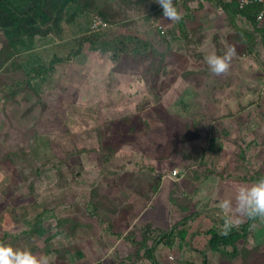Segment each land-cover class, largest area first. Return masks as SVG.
<instances>
[{
    "label": "rangeland",
    "instance_id": "1",
    "mask_svg": "<svg viewBox=\"0 0 264 264\" xmlns=\"http://www.w3.org/2000/svg\"><path fill=\"white\" fill-rule=\"evenodd\" d=\"M173 3L187 14L188 2ZM87 8L72 7L77 16L60 31L22 47L21 66L10 56L0 69V243L47 255L50 264H152L144 251L130 260L145 241L158 264H264V220L255 219L238 257L207 249L208 231L223 224L211 209L226 191L264 175V34L218 7L214 21L201 22L212 31L189 34L205 40L198 51L155 0H94ZM95 13L108 23L97 34ZM248 28L257 31L252 39ZM95 35L150 46L134 52L125 38L128 49L116 48L115 58L92 47ZM236 41L248 50L238 47L229 71L212 74L201 57ZM176 169L185 177L170 196L173 221L192 216L186 242L169 247L156 240L172 218L156 230L139 209Z\"/></svg>",
    "mask_w": 264,
    "mask_h": 264
},
{
    "label": "trees",
    "instance_id": "2",
    "mask_svg": "<svg viewBox=\"0 0 264 264\" xmlns=\"http://www.w3.org/2000/svg\"><path fill=\"white\" fill-rule=\"evenodd\" d=\"M91 1L94 0H0V69L3 68L10 56L16 57L18 64L21 66L19 53L22 47L24 48L26 45L30 47L34 42L35 36L38 34L44 35L45 33L48 34L49 32L60 31L61 21L63 19L70 20L77 16L74 15L76 12L73 11L72 7L75 6V8H77V6H80L81 10H86ZM184 2L190 3L191 1L186 0ZM202 4L203 3L199 1V5L201 6ZM216 5L223 8L224 11L228 13L227 18H229L230 21L231 19L235 20V17H242L246 22L248 21L251 24L249 26L255 27L258 32L264 34V19H259V14L264 11V3L256 2L246 7H241L240 0H217ZM103 18L105 19V17ZM255 28L254 30L249 28L244 29L248 32L245 33L247 39H252L253 33H257ZM92 33L97 34L99 32ZM125 38L136 46L132 50L134 52H145L146 49H149L150 43L148 41L124 35L115 36L112 39H105L100 36L96 37L95 35L90 37L89 41L94 49L102 48L105 51H114V57L118 58L120 55L119 52H124L128 49L127 44L129 43L125 42ZM240 46L242 45L238 44V42L233 44V48H235L236 51L239 50L238 47ZM242 47L244 51L249 48L247 43ZM116 48H119V52L115 51ZM239 51L242 53V50ZM201 54L203 55V53ZM32 71L35 72L34 75L38 72L37 69H33ZM260 176L264 175H259L256 178H260ZM212 178L217 180L214 175L210 176V179ZM202 184H204V181ZM161 185L158 186L157 190H153V194L159 192ZM198 186L201 187L202 185ZM204 200L205 198H202V201ZM213 204L215 203H207L203 205V208H210ZM211 210L219 211L220 209ZM187 212L189 211L183 210L182 214ZM175 213H178V210L176 207H173L172 204V221L174 219L173 214ZM191 216L192 215L186 216L180 221H173L171 225V227H173H170L171 231L164 230L165 232L163 235L156 240L157 243L159 245L166 244L172 247L177 239L181 238L183 242H186L189 237V231L183 227L188 223L187 221ZM254 222L255 219H248L247 222L233 227L227 235L222 234L219 226L213 227L208 231V234L211 235V239L208 242L207 249L213 253H221L231 258L238 257L241 252L239 249V242L249 236L250 229L253 227ZM156 230H158V228H156ZM141 247V249H138L134 255L130 257V260L134 258L141 259L140 256L144 251V261L150 260L152 264H158L155 251L156 248L154 246H149L147 241L141 244ZM229 248L231 249L230 251L228 250Z\"/></svg>",
    "mask_w": 264,
    "mask_h": 264
},
{
    "label": "clouds",
    "instance_id": "3",
    "mask_svg": "<svg viewBox=\"0 0 264 264\" xmlns=\"http://www.w3.org/2000/svg\"><path fill=\"white\" fill-rule=\"evenodd\" d=\"M155 3L162 9L163 17L167 20L179 22L183 19L173 0H155ZM235 55V48L230 47L222 55L208 53L204 60L212 74L221 76L229 71ZM219 208L223 220L220 230L224 235L237 226L234 221L236 216L264 220V177L250 185L242 184L226 191L220 198ZM0 264H50V258L47 255L37 257L30 249H14L0 243Z\"/></svg>",
    "mask_w": 264,
    "mask_h": 264
},
{
    "label": "crops",
    "instance_id": "4",
    "mask_svg": "<svg viewBox=\"0 0 264 264\" xmlns=\"http://www.w3.org/2000/svg\"><path fill=\"white\" fill-rule=\"evenodd\" d=\"M184 1H186V0H183V2ZM202 3L203 4L201 5V7H195L194 5L192 6V2L188 3L189 7L187 9V14L183 15L184 17H186V19L180 20L181 24H179V27L181 28V30L182 31L186 30V32H187V34H186L187 36H185V37H187V39L185 40V45L192 43L191 47L197 48L198 51H202L201 45L203 44V46H205V44H206L205 40L204 39L201 40L200 36L197 37L199 39L189 38L190 32H191V37H193L194 32L199 28L208 27L209 28L208 30L212 31L214 28L210 27V25L208 23H209V21H214L216 14H219V12L216 10L218 8V6L216 5L214 0H207L206 2H202ZM190 15L192 16V19L189 18ZM211 15H213V16L210 17ZM204 17H208V18L206 20H204ZM227 19H229V18H227ZM203 21L208 22L206 24V26L202 25L201 22H203ZM168 30H167V32H168ZM167 32H165L164 34H167ZM52 33L53 32H49L48 34H46V33L44 34V38L47 37L46 41L49 39L50 36H53ZM39 35L41 36V34H38L35 36V38L38 37ZM185 37L182 39V41L185 39ZM197 40L200 42L195 43V42H197ZM49 45H51V43H45L44 44V46H49ZM241 121H242L241 125L244 127V129H246L247 123L245 124V122L243 120H241ZM239 122L240 121H237V124H239ZM254 159H256L255 156L252 157V160H254ZM184 177L180 178V176H179L176 178L171 173L163 176L162 186H161V190L159 191V193H157L155 195V197L153 198V200L150 203H148L146 206L139 209V212L142 213L139 216L144 217V220L146 223L152 222L155 225L154 227L158 228V229H164L166 227V224H165L166 219L165 218L167 217V215L170 218H172V205L170 204L171 203L170 196L172 193V189L175 187L176 183L181 182ZM153 206H156L157 208H159L158 211H155L154 209L151 210V208H153ZM151 213H153L155 216H157L158 219L155 218L154 215ZM170 223H171V219H170Z\"/></svg>",
    "mask_w": 264,
    "mask_h": 264
},
{
    "label": "built area",
    "instance_id": "5",
    "mask_svg": "<svg viewBox=\"0 0 264 264\" xmlns=\"http://www.w3.org/2000/svg\"><path fill=\"white\" fill-rule=\"evenodd\" d=\"M192 3L194 2H206L207 0H190ZM241 2V7H246L247 5H250L252 3H256V2H259V3H264V0H240ZM259 19H264V11H262L260 14H259ZM108 27V23L107 21L99 14H93L92 16V19H91V25H90V28H91V32H98V31H101L105 28ZM159 29H160V32L162 34H164L166 31L164 29L163 26H159ZM173 176L175 177H179L181 176L180 175V172L178 171V169L174 170L173 172Z\"/></svg>",
    "mask_w": 264,
    "mask_h": 264
}]
</instances>
